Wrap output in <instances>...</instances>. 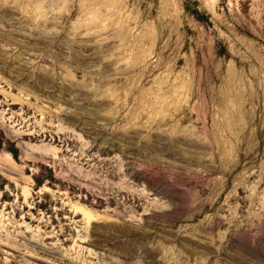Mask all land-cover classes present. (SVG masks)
<instances>
[{"label":"rangeland","instance_id":"374dc122","mask_svg":"<svg viewBox=\"0 0 264 264\" xmlns=\"http://www.w3.org/2000/svg\"><path fill=\"white\" fill-rule=\"evenodd\" d=\"M0 264H264V0H0Z\"/></svg>","mask_w":264,"mask_h":264},{"label":"trees","instance_id":"16d2710c","mask_svg":"<svg viewBox=\"0 0 264 264\" xmlns=\"http://www.w3.org/2000/svg\"><path fill=\"white\" fill-rule=\"evenodd\" d=\"M39 182V181H38Z\"/></svg>","mask_w":264,"mask_h":264}]
</instances>
